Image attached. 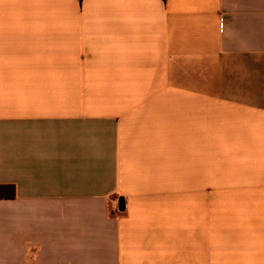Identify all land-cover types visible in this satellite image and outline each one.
Here are the masks:
<instances>
[{
	"label": "crops",
	"instance_id": "0c3cea01",
	"mask_svg": "<svg viewBox=\"0 0 264 264\" xmlns=\"http://www.w3.org/2000/svg\"><path fill=\"white\" fill-rule=\"evenodd\" d=\"M0 185V264H264V0H0Z\"/></svg>",
	"mask_w": 264,
	"mask_h": 264
},
{
	"label": "trees",
	"instance_id": "16d2710c",
	"mask_svg": "<svg viewBox=\"0 0 264 264\" xmlns=\"http://www.w3.org/2000/svg\"><path fill=\"white\" fill-rule=\"evenodd\" d=\"M14 185H0V200L1 199H11L16 195Z\"/></svg>",
	"mask_w": 264,
	"mask_h": 264
},
{
	"label": "water",
	"instance_id": "95a60500",
	"mask_svg": "<svg viewBox=\"0 0 264 264\" xmlns=\"http://www.w3.org/2000/svg\"><path fill=\"white\" fill-rule=\"evenodd\" d=\"M119 209H120L121 211H124V210H125V201H124L123 198H121V199L119 200Z\"/></svg>",
	"mask_w": 264,
	"mask_h": 264
}]
</instances>
